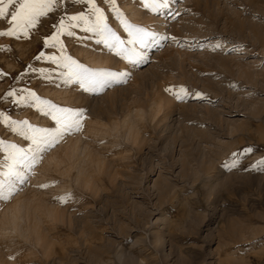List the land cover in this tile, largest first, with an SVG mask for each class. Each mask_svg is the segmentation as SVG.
<instances>
[{"label": "rangeland", "instance_id": "rangeland-1", "mask_svg": "<svg viewBox=\"0 0 264 264\" xmlns=\"http://www.w3.org/2000/svg\"><path fill=\"white\" fill-rule=\"evenodd\" d=\"M142 3L117 0L130 22L188 43L164 42L126 84L100 95L65 86L56 72L52 80L24 72L29 64L55 68L34 59L40 51H56L43 48L55 16L42 17L28 39L0 37V45L11 48L0 51V71L8 74L0 77V112L51 125L36 109L2 99L12 88L24 87L61 106L85 107L83 133L60 146L78 140L94 154L83 176L89 186L75 180L73 169L67 175L52 167L50 187H35L46 158L59 146L33 170L22 191L0 204L1 215L18 196L38 191L39 200L61 215H41L40 243L34 234L0 240V264H264V170L250 167L264 157V0H172L169 10L181 13L175 20L169 10L153 13ZM65 10L72 14L86 6L66 0ZM106 14L126 38L114 15ZM76 33L61 37L73 58L91 67H126L95 38L84 39L91 34ZM217 41L243 47L239 53L198 47ZM22 72L23 79L15 80ZM181 85L206 94L207 100L177 101L164 91ZM127 116L136 121L135 140L122 128ZM115 126L119 129L112 130ZM0 140L21 147L28 143L3 123ZM248 146L253 152L237 168L223 167L233 151ZM3 156L0 152V164ZM98 158L103 163L97 164ZM66 193L72 194L66 204L55 201Z\"/></svg>", "mask_w": 264, "mask_h": 264}, {"label": "snow or ice", "instance_id": "snow-or-ice-1", "mask_svg": "<svg viewBox=\"0 0 264 264\" xmlns=\"http://www.w3.org/2000/svg\"><path fill=\"white\" fill-rule=\"evenodd\" d=\"M66 0H0V37H14L28 39L38 26L42 17L50 14L55 16L51 24L50 35L43 38L44 49H55V52L40 51L34 57L37 61H49L55 65L53 69L36 68L29 64L24 72H38L44 79L52 80V72L58 73V79L65 86H76L83 93L91 95L103 94L107 89L117 85L126 84L131 79L132 71L150 61L151 50L165 46L164 42H171L178 47H184L187 41L181 43L180 38L165 32L130 22L125 18L117 4V0H73V3L86 6L84 11L69 14L61 11ZM172 0H143L142 6L153 13H163L170 9ZM106 5L107 8L102 7ZM60 13L56 16V13ZM110 12L119 22L120 28L126 38L109 24ZM181 13L168 11V16L175 20ZM76 29L83 33L91 34L84 39L95 38L97 45H102L109 54L125 62L123 69L111 67H91L68 54L65 42L61 37H76ZM198 47H209L211 51L239 53L241 46L226 47L221 42L209 45L198 44ZM0 51H11L8 45H0ZM264 63V61H262ZM24 72L16 75L15 80L23 79ZM8 75L0 71V77ZM231 87H236L231 84ZM177 101H184L190 96L198 100H207L206 94L200 91H190L185 86H169L164 89ZM13 104L25 105L36 109L51 121L47 127L37 126L27 119L15 120L4 112H0V123L5 124L13 133L27 141V147L16 143L0 140V152L4 153L3 163L0 164V204L9 201L16 193L23 190L31 179L33 170L43 161L44 157L67 138L82 134L85 128L87 109L85 107L61 106L48 99H43L30 88H12L4 94L2 99H9ZM102 143V141H101ZM251 146L242 150L233 151L230 159L223 167L235 169L241 163V158L252 153ZM252 169L264 170V157L254 162ZM39 189H48V183L35 185ZM72 198L71 193L54 197L61 205ZM10 259L12 257H9Z\"/></svg>", "mask_w": 264, "mask_h": 264}, {"label": "bare ground", "instance_id": "bare-ground-1", "mask_svg": "<svg viewBox=\"0 0 264 264\" xmlns=\"http://www.w3.org/2000/svg\"><path fill=\"white\" fill-rule=\"evenodd\" d=\"M132 15H136V12L132 11ZM135 115L137 118H142V116H144L141 110H137V114ZM135 124V119L130 116H127L122 123V128L125 135L134 140L136 139V134L134 133ZM117 128L118 127L115 126L112 130H115ZM92 156H94V154H92L88 146H81L78 140H73L66 146H60L46 158L45 165H43L44 167L37 179H39V182L41 183H52V180L50 179L51 176H47V173L49 172V170H51L52 167L57 171L67 175L68 173H70L69 171L73 169L76 172L75 180H83L84 185L89 186L90 181L84 179L85 177L83 176L86 172V162H88V160L91 159ZM101 163L103 162L98 158L97 164ZM159 186H162V184H160ZM38 193V191L31 193L32 195L30 197H19L17 195L18 197L11 204H9L5 210H3L2 214L0 215V240L13 242L17 237L21 239H29L28 237L34 234L36 236L37 242L40 243L41 239L38 233V229L40 227V224H42L40 223V220L42 218L41 215H46L47 217L53 218L61 217V215L57 214L56 210V212H54V208L52 209L51 207L46 206L43 202H41L39 200L38 196L40 195H38Z\"/></svg>", "mask_w": 264, "mask_h": 264}]
</instances>
